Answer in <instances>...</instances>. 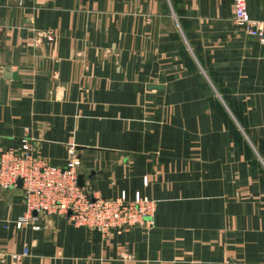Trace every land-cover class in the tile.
Masks as SVG:
<instances>
[{
    "label": "crops",
    "instance_id": "obj_1",
    "mask_svg": "<svg viewBox=\"0 0 264 264\" xmlns=\"http://www.w3.org/2000/svg\"><path fill=\"white\" fill-rule=\"evenodd\" d=\"M232 17L233 0H0V150L26 138L63 165L72 144L86 189L156 201L147 229L16 228L21 189L2 190L0 264H264V43Z\"/></svg>",
    "mask_w": 264,
    "mask_h": 264
},
{
    "label": "built area",
    "instance_id": "obj_2",
    "mask_svg": "<svg viewBox=\"0 0 264 264\" xmlns=\"http://www.w3.org/2000/svg\"><path fill=\"white\" fill-rule=\"evenodd\" d=\"M232 20L245 34L264 43V17H251L247 0H233ZM45 35L52 38L51 32ZM66 151L65 163L56 165L37 156L26 138L19 148L0 150V191L21 189L24 211L10 220L16 228L27 225L40 228L37 224L40 214L50 213L65 215L72 224L97 229L103 234L154 225L155 199L139 190L132 198L127 197L124 189L114 197L95 195L78 184L80 158L75 146L69 145ZM26 251L27 248L22 253H12V257L19 259Z\"/></svg>",
    "mask_w": 264,
    "mask_h": 264
},
{
    "label": "rangeland",
    "instance_id": "obj_3",
    "mask_svg": "<svg viewBox=\"0 0 264 264\" xmlns=\"http://www.w3.org/2000/svg\"><path fill=\"white\" fill-rule=\"evenodd\" d=\"M252 170H260L264 174V158L257 147H251ZM257 168V169H256Z\"/></svg>",
    "mask_w": 264,
    "mask_h": 264
},
{
    "label": "water",
    "instance_id": "obj_4",
    "mask_svg": "<svg viewBox=\"0 0 264 264\" xmlns=\"http://www.w3.org/2000/svg\"><path fill=\"white\" fill-rule=\"evenodd\" d=\"M152 85H154V87H159L158 84H152ZM77 180H78L79 185H84V174L78 173V179ZM20 184H21V181L19 180L18 185L20 186Z\"/></svg>",
    "mask_w": 264,
    "mask_h": 264
},
{
    "label": "trees",
    "instance_id": "obj_5",
    "mask_svg": "<svg viewBox=\"0 0 264 264\" xmlns=\"http://www.w3.org/2000/svg\"><path fill=\"white\" fill-rule=\"evenodd\" d=\"M258 150L260 151V153H262L260 148H258Z\"/></svg>",
    "mask_w": 264,
    "mask_h": 264
},
{
    "label": "bare ground",
    "instance_id": "obj_6",
    "mask_svg": "<svg viewBox=\"0 0 264 264\" xmlns=\"http://www.w3.org/2000/svg\"><path fill=\"white\" fill-rule=\"evenodd\" d=\"M78 179V178H77ZM78 181V180H77Z\"/></svg>",
    "mask_w": 264,
    "mask_h": 264
}]
</instances>
